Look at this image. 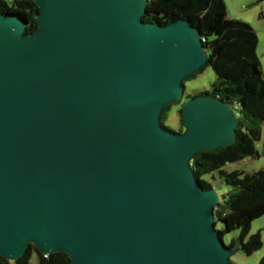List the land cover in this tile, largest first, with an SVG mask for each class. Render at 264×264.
<instances>
[{
    "label": "water",
    "instance_id": "1",
    "mask_svg": "<svg viewBox=\"0 0 264 264\" xmlns=\"http://www.w3.org/2000/svg\"><path fill=\"white\" fill-rule=\"evenodd\" d=\"M34 1L31 33L0 10V254L233 264L191 161L236 141L234 105L191 95L184 131L161 124L207 63L198 29L144 21L149 0Z\"/></svg>",
    "mask_w": 264,
    "mask_h": 264
},
{
    "label": "trees",
    "instance_id": "2",
    "mask_svg": "<svg viewBox=\"0 0 264 264\" xmlns=\"http://www.w3.org/2000/svg\"><path fill=\"white\" fill-rule=\"evenodd\" d=\"M0 10L4 14L21 16L26 22V33L38 27L36 16L39 7L34 0H0ZM142 18L161 25L180 18L187 19L206 39L204 44L208 58L205 66L211 65L218 79L211 90L196 95H214L233 105L239 104L236 141L214 151H199L191 163L203 189L213 187L203 176L216 171L232 188L222 195V201L215 207L216 227L218 223L223 224V228L218 230L222 239L226 233L239 230V236L225 244L232 248L241 246L242 250L251 254L263 244L260 232L250 235L247 240L246 237L251 222L264 215V168L253 172H228L223 166L247 156L259 155L256 142L261 136L260 122L264 121V72L257 52V32L248 22L231 17L225 0H149ZM171 107L172 104H168L164 108L161 124L174 132H181L184 130L182 109L178 130L167 123ZM34 253L37 264H72L65 251L53 252L46 257L33 244H29L15 262L0 254V264H31ZM257 264H264V257Z\"/></svg>",
    "mask_w": 264,
    "mask_h": 264
},
{
    "label": "rangeland",
    "instance_id": "3",
    "mask_svg": "<svg viewBox=\"0 0 264 264\" xmlns=\"http://www.w3.org/2000/svg\"><path fill=\"white\" fill-rule=\"evenodd\" d=\"M225 2L226 5L228 4L229 8H233L232 11H235L234 14L238 15L234 18H244L241 20L248 22L250 25L252 24L251 26L257 32L259 39L257 52L259 50V53L261 54L264 48V31L262 30V24L264 23V0H225ZM228 11H230V9H228ZM217 81V75L211 65L205 66L200 72H197L194 77L185 80L183 95L179 101L172 104L167 123L171 125L173 129L178 130L181 120V109L184 101L186 100L185 96H195L202 91L211 90L214 83ZM260 129L261 136L260 139L256 142L259 155L247 156L239 161L228 162L223 166V169L225 171L231 172L234 170H242L245 172H253L264 168V121L260 122ZM203 178L212 183L213 187L216 188L221 197L229 190H232V188L225 183V181L223 180V178H221L219 172L217 171L213 174H206L203 176ZM216 228L218 230L222 229L223 224L218 223ZM259 232L261 234V240L263 242L262 246L251 254H247L244 250L239 248L237 252L231 255L230 259L233 264H257L260 262V260L264 257V215L254 219L251 222L246 240L250 235ZM239 234V230L226 233L223 236V241L226 244H229L231 240L238 237ZM30 263L37 264L36 253L33 254Z\"/></svg>",
    "mask_w": 264,
    "mask_h": 264
},
{
    "label": "crops",
    "instance_id": "4",
    "mask_svg": "<svg viewBox=\"0 0 264 264\" xmlns=\"http://www.w3.org/2000/svg\"><path fill=\"white\" fill-rule=\"evenodd\" d=\"M227 8L228 9H230V11H228V12H230V16L231 17H237L238 15L237 14H234V12L232 11V9L231 8H229V6H228V4H227ZM236 12H238V11H236ZM231 13H233V14H231ZM241 19H244V18H241ZM247 20V19H246ZM252 25V24H251ZM263 25V28H262V30L264 31V23L262 24ZM255 27V26H254ZM257 29V28H256ZM258 43H259V39H258ZM258 46H259V44H258ZM257 46V47H258ZM258 54H259V56H260V60H261V63H262V69L264 70V48H263V50H262V53L260 54L259 53V50H258Z\"/></svg>",
    "mask_w": 264,
    "mask_h": 264
},
{
    "label": "built area",
    "instance_id": "5",
    "mask_svg": "<svg viewBox=\"0 0 264 264\" xmlns=\"http://www.w3.org/2000/svg\"><path fill=\"white\" fill-rule=\"evenodd\" d=\"M202 41L205 43L206 39L204 37H202ZM239 108V104H236L234 105V109L236 110L237 114H238V111L237 109ZM50 253H44V255L47 257ZM15 264V263H13Z\"/></svg>",
    "mask_w": 264,
    "mask_h": 264
},
{
    "label": "flooded vegetation",
    "instance_id": "6",
    "mask_svg": "<svg viewBox=\"0 0 264 264\" xmlns=\"http://www.w3.org/2000/svg\"><path fill=\"white\" fill-rule=\"evenodd\" d=\"M184 131V130H183Z\"/></svg>",
    "mask_w": 264,
    "mask_h": 264
}]
</instances>
